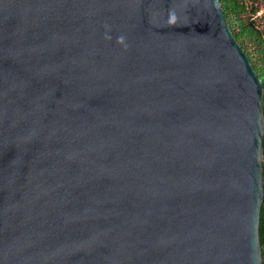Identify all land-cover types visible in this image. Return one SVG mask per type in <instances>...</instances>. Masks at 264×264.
<instances>
[{
	"label": "water",
	"instance_id": "water-1",
	"mask_svg": "<svg viewBox=\"0 0 264 264\" xmlns=\"http://www.w3.org/2000/svg\"><path fill=\"white\" fill-rule=\"evenodd\" d=\"M263 136L220 0H0V264H263Z\"/></svg>",
	"mask_w": 264,
	"mask_h": 264
},
{
	"label": "trees",
	"instance_id": "trees-1",
	"mask_svg": "<svg viewBox=\"0 0 264 264\" xmlns=\"http://www.w3.org/2000/svg\"><path fill=\"white\" fill-rule=\"evenodd\" d=\"M220 3L235 39L262 82L264 118V0H220ZM262 154L264 182V136ZM259 233L264 264V195Z\"/></svg>",
	"mask_w": 264,
	"mask_h": 264
}]
</instances>
